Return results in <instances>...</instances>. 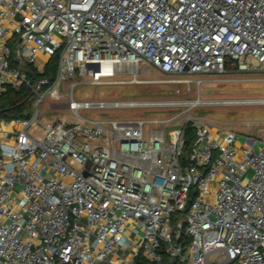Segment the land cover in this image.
Returning a JSON list of instances; mask_svg holds the SVG:
<instances>
[{"label":"built area","instance_id":"obj_1","mask_svg":"<svg viewBox=\"0 0 264 264\" xmlns=\"http://www.w3.org/2000/svg\"><path fill=\"white\" fill-rule=\"evenodd\" d=\"M257 70L264 0H0V93L32 97L0 121V264H264V130L191 114L203 75ZM146 84L185 97L73 94Z\"/></svg>","mask_w":264,"mask_h":264},{"label":"rangeland","instance_id":"obj_2","mask_svg":"<svg viewBox=\"0 0 264 264\" xmlns=\"http://www.w3.org/2000/svg\"><path fill=\"white\" fill-rule=\"evenodd\" d=\"M46 57L40 54L37 65L43 64ZM51 62L48 63L50 67ZM47 66V67H48ZM142 68H148L147 64H141ZM150 75L145 76L144 79H172L173 75L160 74L158 71L150 67ZM122 77H115L119 81ZM203 79H209V82L201 87L200 98L204 101L213 102L212 105H203L192 110L193 117H203L211 120L217 125H222L223 128L233 131L239 135L236 141L238 145H242L245 141L244 136H252L257 131L264 130V104L262 103H239V104H224L227 101L241 102L246 100H260L264 99V71L253 72H239L233 71L226 75H203ZM180 93L175 94L172 86L166 85H102L97 87L78 86L74 89V99H82L85 95L96 97L97 95L112 96L115 98H130V99H148L155 97L163 98H179L183 99L185 94L181 86H179ZM194 93V91H193ZM192 95L191 98H195ZM50 101L46 100L40 106V112L44 120L58 113L49 111L47 106ZM115 115H129L131 112H116ZM162 113H146L145 116L160 115ZM107 113L87 112L82 113L84 117L95 118V116H107ZM66 117V115H65ZM11 136V135H10ZM255 149H259L255 145ZM120 253V252H119Z\"/></svg>","mask_w":264,"mask_h":264},{"label":"trees","instance_id":"obj_3","mask_svg":"<svg viewBox=\"0 0 264 264\" xmlns=\"http://www.w3.org/2000/svg\"><path fill=\"white\" fill-rule=\"evenodd\" d=\"M51 65L48 66V70H53L55 65V58L50 61ZM46 70L45 74H48ZM32 68H29V73L31 75H37L35 72L31 73ZM32 97L29 92L24 89L15 90L11 87H6L5 91L0 93V121H12L16 119L26 118L31 112ZM193 141V133L190 129L186 131L185 134V147H184V157H186L187 152ZM192 197V196H191ZM134 264H151L146 261L142 256L136 257ZM161 264H177L173 259L168 256L163 257Z\"/></svg>","mask_w":264,"mask_h":264},{"label":"water","instance_id":"obj_4","mask_svg":"<svg viewBox=\"0 0 264 264\" xmlns=\"http://www.w3.org/2000/svg\"><path fill=\"white\" fill-rule=\"evenodd\" d=\"M89 166V161L86 163V167H88ZM87 174V172L85 171L84 172V175H86Z\"/></svg>","mask_w":264,"mask_h":264},{"label":"crops","instance_id":"obj_5","mask_svg":"<svg viewBox=\"0 0 264 264\" xmlns=\"http://www.w3.org/2000/svg\"><path fill=\"white\" fill-rule=\"evenodd\" d=\"M114 258H115V256H112V257H111V260H114Z\"/></svg>","mask_w":264,"mask_h":264},{"label":"bare ground","instance_id":"obj_6","mask_svg":"<svg viewBox=\"0 0 264 264\" xmlns=\"http://www.w3.org/2000/svg\"><path fill=\"white\" fill-rule=\"evenodd\" d=\"M260 102V101H259ZM241 104V103H240Z\"/></svg>","mask_w":264,"mask_h":264}]
</instances>
